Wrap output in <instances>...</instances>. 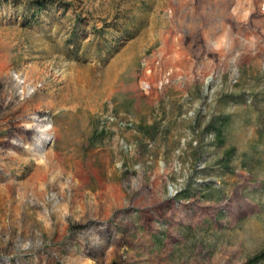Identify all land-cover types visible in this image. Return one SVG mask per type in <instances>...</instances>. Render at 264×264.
Here are the masks:
<instances>
[{
  "label": "rangeland",
  "instance_id": "rangeland-1",
  "mask_svg": "<svg viewBox=\"0 0 264 264\" xmlns=\"http://www.w3.org/2000/svg\"><path fill=\"white\" fill-rule=\"evenodd\" d=\"M28 1L0 0V264L260 252L264 0Z\"/></svg>",
  "mask_w": 264,
  "mask_h": 264
},
{
  "label": "trees",
  "instance_id": "trees-1",
  "mask_svg": "<svg viewBox=\"0 0 264 264\" xmlns=\"http://www.w3.org/2000/svg\"><path fill=\"white\" fill-rule=\"evenodd\" d=\"M51 0H33L28 1V8L32 10V17H36L42 11H45ZM230 155V152L227 154ZM264 262V248L257 254L250 257L245 264H260Z\"/></svg>",
  "mask_w": 264,
  "mask_h": 264
},
{
  "label": "built area",
  "instance_id": "built-area-1",
  "mask_svg": "<svg viewBox=\"0 0 264 264\" xmlns=\"http://www.w3.org/2000/svg\"><path fill=\"white\" fill-rule=\"evenodd\" d=\"M145 87H147V86H145Z\"/></svg>",
  "mask_w": 264,
  "mask_h": 264
}]
</instances>
